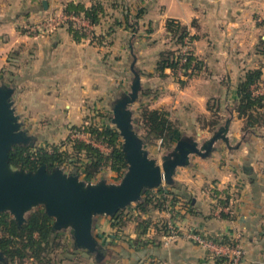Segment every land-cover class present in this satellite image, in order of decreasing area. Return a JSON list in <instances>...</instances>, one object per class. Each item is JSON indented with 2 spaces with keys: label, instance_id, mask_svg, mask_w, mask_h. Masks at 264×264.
<instances>
[{
  "label": "crops",
  "instance_id": "obj_1",
  "mask_svg": "<svg viewBox=\"0 0 264 264\" xmlns=\"http://www.w3.org/2000/svg\"><path fill=\"white\" fill-rule=\"evenodd\" d=\"M46 1L47 7L44 0H0V81L16 88V111L29 133L68 134L74 126L88 123L94 113L107 115L132 73L127 63L132 51L137 53L142 90L159 92L141 98L151 108L168 110L179 134L198 135V140L205 133V138L211 137L218 127L212 131L199 121L201 116L213 115L210 104L222 121L230 111L234 113L229 133L234 147L220 140L210 156L192 154L190 164L180 167L169 185L173 195L167 194L166 210H156L157 216L135 209V215L152 224L164 218L179 228L170 243L150 226L133 245L143 230L139 221L116 229L111 216L95 219L94 234L116 254L107 263L219 264L217 256L187 238L186 231L196 229L218 241L228 237L241 243L245 264H264V124L246 133L245 120L235 109L237 87L248 69L263 66L257 89L264 91V56L259 51L264 0ZM72 1L86 7L104 4L103 18L97 25L90 24L89 35L78 41L64 25L46 35L29 31L28 25L63 11ZM125 15L138 20L136 32L125 22L113 24ZM170 18L188 26L194 55L201 62L184 86L169 69L164 77L156 73L158 54L173 46L166 29ZM129 224L131 233L125 231ZM146 238H151L147 244Z\"/></svg>",
  "mask_w": 264,
  "mask_h": 264
},
{
  "label": "trees",
  "instance_id": "obj_2",
  "mask_svg": "<svg viewBox=\"0 0 264 264\" xmlns=\"http://www.w3.org/2000/svg\"><path fill=\"white\" fill-rule=\"evenodd\" d=\"M64 11L83 14L90 24L97 25L103 18L105 7L102 2L86 7L80 1H72L66 5ZM122 22H125L133 32L137 31L138 20H131L128 15H125L123 21L115 18L113 24L120 25ZM74 25L73 22H69L68 29L76 40L79 41L88 35L87 30L84 28L78 29ZM166 29L173 46L162 50L158 54L156 73L160 77H164L169 69L172 75L176 76L178 83L184 86L194 74V71L201 66V62L197 60L193 50L185 55L182 54L185 40L189 39L193 48L194 37L190 35L188 26L175 18L167 20ZM259 51L264 56V38H260ZM183 56L186 57V62L181 65ZM180 67L185 70L181 75L178 74ZM262 67L260 65L259 67L248 69L237 87L238 100L236 101L235 109L238 116L245 120L244 131L248 134L254 133L256 127L264 124V91L263 93H255V90L263 81ZM10 84L13 85L12 83ZM143 95L157 96L159 92L153 89H143L141 96ZM210 109L213 111V115L210 117L201 116L199 121L203 127H208L213 131L221 124L222 117L218 115L211 104ZM140 118L142 127L146 132L144 137L147 143L156 144L159 140L161 147L165 149L173 148L178 136L181 134L178 133L177 121L171 118L168 110L151 108L149 104H141ZM73 130L89 133L97 141L105 144L109 151L105 152L100 147H96L92 143L79 138L71 139L69 137L62 141L61 144L54 145L51 149L36 148V151L32 153L29 146L14 145L10 152L11 164L26 170H35L42 164H46L48 168L52 169L69 161L70 165H72L71 171L76 172L77 170L78 174L85 175L86 180L96 178L106 167L115 171L119 176L124 173L128 165L121 147V134L116 127L85 123L80 126H74ZM61 145L66 146L65 149H62ZM68 146L73 152L70 153ZM169 185L172 184H167L165 188H161V185L157 187L161 190V193L155 195L147 193L150 189L145 190L140 201L135 203L137 212L142 214L151 213L153 210H166L168 203L167 194H172ZM173 198H176V196L174 195ZM219 202L225 204L224 201L219 200ZM125 210L126 208L120 210L116 215L111 216V219L116 229L122 228L132 220L139 221L138 225L143 230L138 240H134L131 244H137L142 238L141 236L150 230V226L155 228L154 232L159 234L160 239H162V236L171 233L172 228L167 222L160 220L159 224H152L151 220L142 218L138 214L132 219L126 215ZM52 220L53 218L46 213L42 206L31 210L26 215V221L22 226H19L16 219L9 212L0 213V251L8 258L7 262L0 261V264H53L51 254L61 246V241L58 235L59 230L53 229ZM150 241L151 238H146L144 243L147 244ZM221 242L229 245L238 243L228 237H223ZM244 255L243 261L245 264ZM216 260L219 264H228L231 258L228 256H217Z\"/></svg>",
  "mask_w": 264,
  "mask_h": 264
},
{
  "label": "water",
  "instance_id": "obj_3",
  "mask_svg": "<svg viewBox=\"0 0 264 264\" xmlns=\"http://www.w3.org/2000/svg\"><path fill=\"white\" fill-rule=\"evenodd\" d=\"M43 3L48 6L46 0ZM132 55L130 91L120 92L111 103L112 122L123 138L121 147L128 165L119 182H108L105 178L96 182L86 180L77 170L68 172L61 165L50 169L42 164L35 170L13 166L10 162L13 146L34 145L36 137L28 132L16 111V88L7 82L0 83V213L9 212L22 226L26 215L42 206L54 219L53 229L70 228L74 248L93 254L98 263L110 252L94 234L98 216H114L140 201L145 190L157 188L163 182L173 184L178 169L190 164L192 154L208 157L220 140L234 147L229 136L234 115L230 111L208 139L200 142L196 135L183 134L162 156L161 163L150 156L146 138L133 120L131 105L139 100L143 84L136 65L137 55L133 51ZM0 261H8L2 251Z\"/></svg>",
  "mask_w": 264,
  "mask_h": 264
},
{
  "label": "rangeland",
  "instance_id": "obj_4",
  "mask_svg": "<svg viewBox=\"0 0 264 264\" xmlns=\"http://www.w3.org/2000/svg\"><path fill=\"white\" fill-rule=\"evenodd\" d=\"M48 3V2H47ZM60 12V11H59ZM35 23V22H34ZM34 23L28 25V26H32ZM69 23L67 25L64 26H68ZM76 28L79 29V25H74ZM91 27V26H90ZM88 27V30L89 28ZM29 28V27H28ZM30 31V30H29ZM32 31V30H31ZM30 31V32H31ZM34 31H32V34L38 35V33H33ZM49 34L45 33V34H40V35H46ZM90 33L88 32V35ZM96 38H98V35H94V39L96 40ZM137 55V53H136ZM138 61V59H137ZM132 62V58H128L127 63L129 66V63ZM138 62H136L137 64ZM127 72H129V70H127ZM129 79H127V84L124 87L123 91L129 92L130 91V84H131V80L133 77V74L129 72ZM2 81H0L1 83ZM15 101V100H14ZM141 104H147L144 101V98H140L139 100H137L135 103H133L131 105V108L133 110V120H134V124L137 128H139L140 134L145 135V129L142 127L141 124V118H140V113H141ZM15 105V103H14ZM18 113V112H17ZM92 114V113H91ZM100 113H94L92 114V116H88V123H93L95 125H109L112 127H116L115 124L112 122V116H113V112H112V108L110 110V112H108L107 115H104L103 117H101V115H99ZM110 116V118H109ZM225 120H223L221 123H224ZM77 131L71 130L68 134H52V133H47V134H33L36 137V141L34 143V145H29V147L31 148L30 151L35 152L36 148H45V149H51L52 147H54V145L56 144H61L62 141L68 139L69 137L71 139H76L79 138L81 140H84L86 142L92 143L93 145H95L96 147H100L103 151L108 152L109 148L103 144L102 142L97 141L94 137H92L89 133H80L79 135H75ZM32 134V133H31ZM183 134H181L179 137H181ZM208 134H204L202 137H200L201 139L199 140L200 142H202L205 138L204 136H207ZM198 136V135H197ZM199 138V136H198ZM121 141L123 143V138L121 136ZM160 141L158 140L156 144H150L147 143L146 144V148L149 150L150 156L155 157L158 159V161L161 163L162 162V156L164 154H166L170 149H165L163 147H161L160 145ZM122 145V144H121ZM62 149H65L66 146L61 145ZM69 147V151L70 153L73 152V150ZM196 157V156H194ZM75 159H77L76 157H74ZM62 166L65 167V169L70 172L72 169V165H70L69 161H66L65 164H63ZM20 168V167H18ZM81 178L85 179V175H80ZM101 178H105L108 182H119L121 180V176H117L113 173H111V171L106 167L105 169H103L101 171V173H99V175L94 178L91 179L90 181L96 182L98 180H100ZM167 187V184L165 182H163V184H161V188H165ZM161 190L158 188H154V189H150V191H147V193L155 195L158 192H160ZM146 195V194H145ZM135 203H132L131 205H129L128 207H126V215L129 216L130 218H134L135 215ZM154 216H157V212L156 211H152ZM11 215V214H10ZM161 218V216H158ZM155 219H159V218H155ZM163 221L164 218H163ZM52 222L54 223V219L52 220ZM137 222V221H136ZM127 231V233H131L132 229H133V225L129 224L128 228H125ZM1 232V230H0ZM124 233L123 236L128 237L129 234ZM59 240L61 241V246L58 247L57 249H55L52 254H51V259H52V263L53 264H108L106 260H111V257H114L116 254H113V252H109L106 256L105 259H103V261H101L100 263H98L94 257L93 254L86 252L83 249L80 248H74L73 246V238L71 235V230L70 228L67 229H62L59 230V234H58ZM130 238V237H129ZM128 239H125L128 243H130L131 241ZM123 238H120L119 240H121ZM103 244V243H102ZM105 245V244H103ZM131 262H123L118 260L116 263L114 262V264H130Z\"/></svg>",
  "mask_w": 264,
  "mask_h": 264
},
{
  "label": "built area",
  "instance_id": "obj_5",
  "mask_svg": "<svg viewBox=\"0 0 264 264\" xmlns=\"http://www.w3.org/2000/svg\"><path fill=\"white\" fill-rule=\"evenodd\" d=\"M69 22H73L75 25H79V28H84L88 32L91 30L90 23L87 19L84 18L83 14H74L67 13L64 10L60 12L50 13L48 16L43 17V19L35 22L32 26H30L29 30L34 31L33 33L45 34L58 26L67 25ZM88 27L89 30H88ZM31 31V32H32ZM193 50L192 45L189 39L185 40V45L182 48V54L185 55ZM186 62V57L183 56L181 59V65ZM185 70L180 67L178 69V74L181 75ZM190 71V69H189ZM255 93H260L259 89L255 90ZM83 132H76L75 135H79ZM85 133V132H84ZM172 230L168 235L162 236V240L168 244L172 241L178 234L179 228L169 225ZM186 236L191 241L197 243L198 245L207 248L214 256H228L231 258V261L228 264H244L243 255L244 249L241 243H237L236 245L225 244L216 239L207 237L201 232H198L195 229H189L186 231Z\"/></svg>",
  "mask_w": 264,
  "mask_h": 264
}]
</instances>
